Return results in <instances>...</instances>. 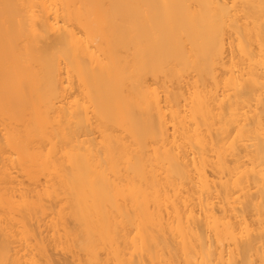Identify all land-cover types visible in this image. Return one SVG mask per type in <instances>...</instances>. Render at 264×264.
<instances>
[{
	"label": "bare ground",
	"instance_id": "obj_1",
	"mask_svg": "<svg viewBox=\"0 0 264 264\" xmlns=\"http://www.w3.org/2000/svg\"><path fill=\"white\" fill-rule=\"evenodd\" d=\"M0 264H264V0H0Z\"/></svg>",
	"mask_w": 264,
	"mask_h": 264
},
{
	"label": "rangeland",
	"instance_id": "obj_2",
	"mask_svg": "<svg viewBox=\"0 0 264 264\" xmlns=\"http://www.w3.org/2000/svg\"><path fill=\"white\" fill-rule=\"evenodd\" d=\"M18 181L21 182L20 188H23L26 186V184L23 182V180L21 178H19Z\"/></svg>",
	"mask_w": 264,
	"mask_h": 264
}]
</instances>
